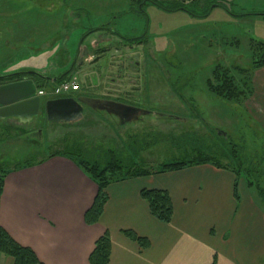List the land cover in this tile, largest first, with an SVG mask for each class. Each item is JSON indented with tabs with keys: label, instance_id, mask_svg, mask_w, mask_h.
I'll return each instance as SVG.
<instances>
[{
	"label": "rangeland",
	"instance_id": "1",
	"mask_svg": "<svg viewBox=\"0 0 264 264\" xmlns=\"http://www.w3.org/2000/svg\"><path fill=\"white\" fill-rule=\"evenodd\" d=\"M130 1L0 0V77L48 78L76 66L87 74L74 80L69 71L67 79L85 83L78 93L149 113L123 125L87 108L78 122L48 121L45 114L0 120V162H15L22 151L12 141L38 131L45 146L100 166L114 159L157 170L207 155L237 173L238 190L264 221V92L246 89L259 60L255 48L264 45V16L245 15L263 14L264 0L181 1L188 12H207L199 18ZM222 72L237 93L232 101L207 86H219L214 78ZM79 125L88 135L76 131ZM68 140L73 148L64 147Z\"/></svg>",
	"mask_w": 264,
	"mask_h": 264
},
{
	"label": "crops",
	"instance_id": "2",
	"mask_svg": "<svg viewBox=\"0 0 264 264\" xmlns=\"http://www.w3.org/2000/svg\"><path fill=\"white\" fill-rule=\"evenodd\" d=\"M262 69L251 71L247 90L264 92V77L254 80ZM70 70L74 80L87 77L80 67ZM59 75L41 77L47 83ZM71 96L87 98L83 93ZM85 113L71 121H80ZM44 114L42 110L38 117ZM84 130L80 125L76 129L88 135ZM142 190L169 195V224L151 216L140 197ZM96 194L97 186L73 158L56 155L5 176L0 195V228L15 243L30 249L42 264H89L95 242L104 233L110 239L108 264H264V221L244 200L231 169L195 164L179 171L110 183L105 188L107 201L98 222L87 225L84 215ZM124 232H132L148 245L142 248ZM0 264H13V260L0 254Z\"/></svg>",
	"mask_w": 264,
	"mask_h": 264
},
{
	"label": "trees",
	"instance_id": "3",
	"mask_svg": "<svg viewBox=\"0 0 264 264\" xmlns=\"http://www.w3.org/2000/svg\"><path fill=\"white\" fill-rule=\"evenodd\" d=\"M140 1V0H136ZM135 1V2H136ZM145 1L141 2V5L152 4L158 9L172 13L175 11H182L191 17L199 18L207 15V12H203L202 15L195 14L192 12H188L185 9L183 2L184 0H141ZM130 2H134L131 0ZM216 7V6H215ZM219 7V6H218ZM224 9V8H223ZM228 12L227 9H225ZM229 13V12H228ZM246 16H264L263 14H245ZM255 52L259 55V60L253 61L252 69H260L264 67V45L259 44L255 48ZM216 68L213 73L216 74ZM17 75L11 74L8 76L0 77V81L3 82H17L23 80L22 78H26L32 80L33 83L35 80H40L41 82L36 86L37 89L47 90L51 88L54 84H57L62 81L69 80L67 79L69 71L60 74L59 76L54 78V81L48 80L50 82H44L46 79L39 78L36 75L28 76L25 72L16 73ZM222 77L223 79H221ZM215 81L221 80L219 86H211L210 80L207 81V86L209 91L215 94L218 97L224 98L225 100L232 101L236 98L237 93L235 92V88L233 86L232 79L226 75L225 72L221 74H217L214 78ZM2 82V83H3ZM35 84V83H34ZM89 125V123L87 124ZM82 128L87 126L80 125ZM10 130V129H9ZM30 133L23 134L12 141L11 146H17L21 149V156H18L15 162L11 160V165H4L0 162V195L2 192V187L4 183L5 176L11 171H16L19 169H24L28 167H32L34 165L41 164L45 160L54 157L56 155H66L73 158L76 161L77 166L95 183L97 186V194L94 199V202L91 208L84 215V222L87 225L96 224L102 214L103 207L107 201V197L105 194V188L113 182L121 181L128 178L148 176L153 174H162L166 172L179 171L186 166L195 165V164H204L208 163L213 165L216 168L229 169L228 167H224L217 161H215L212 157L203 155L189 162H178L162 165L159 169L154 170L153 167H146L144 164L135 165L131 164L130 167H125L122 165L123 163L117 160H110L105 162L104 165L100 166L96 163H89L84 161L79 156L74 153H67L65 150L55 151L51 148V145L45 146V140L43 139L40 142L38 139L29 137ZM83 135V134H82ZM43 136V132H42ZM43 138V137H42ZM75 146L74 140H68L64 142L65 148H73ZM37 153H40L38 156ZM9 163V162H7ZM6 164V163H5ZM135 165V166H133ZM232 170V169H231ZM234 174L237 173L232 170ZM250 186V184H247ZM234 186V196H236ZM140 197L147 203L149 212L152 217H154L158 222L163 224H169L172 220V203L169 195L164 191L157 190H142L140 192ZM124 235L137 243L140 244L142 248H145L148 244L146 240L138 238L132 232H124ZM0 254L5 255L7 257L12 258L13 264H42L35 256V254L28 248L21 247L17 243H15L4 230L0 228ZM110 258V239L107 233H104L94 245V249L89 256L88 262L89 264H108Z\"/></svg>",
	"mask_w": 264,
	"mask_h": 264
},
{
	"label": "water",
	"instance_id": "4",
	"mask_svg": "<svg viewBox=\"0 0 264 264\" xmlns=\"http://www.w3.org/2000/svg\"><path fill=\"white\" fill-rule=\"evenodd\" d=\"M26 74L28 76L36 75L39 78H43L34 72H27ZM83 106L94 112L103 111L117 119L119 125L129 122L128 120H124L126 116L130 118L136 115L137 118V114L139 113L149 115V113L124 104L90 98H62L49 100L43 104L36 96V87L33 81L29 79H23L0 86V120H31L36 118L42 110H44L48 120L56 114H65L69 116L76 114L81 115L85 110ZM136 118L134 120H136ZM28 136L34 137L40 142L43 141L41 131Z\"/></svg>",
	"mask_w": 264,
	"mask_h": 264
},
{
	"label": "built area",
	"instance_id": "5",
	"mask_svg": "<svg viewBox=\"0 0 264 264\" xmlns=\"http://www.w3.org/2000/svg\"><path fill=\"white\" fill-rule=\"evenodd\" d=\"M80 91V86L77 82L70 80L62 81L54 84L51 88L44 90L39 89L36 91V96L38 98H48V99H59L65 98L70 95L76 94Z\"/></svg>",
	"mask_w": 264,
	"mask_h": 264
},
{
	"label": "flooded vegetation",
	"instance_id": "6",
	"mask_svg": "<svg viewBox=\"0 0 264 264\" xmlns=\"http://www.w3.org/2000/svg\"><path fill=\"white\" fill-rule=\"evenodd\" d=\"M22 79H26V78H22ZM3 81H0V86L1 85H5V84H8L9 82H3ZM69 97H71V98H74V99H78L79 97H75V96H69ZM86 98V97H85ZM87 98H89V97H87ZM83 109H86V107H84L83 106ZM88 109V108H87ZM90 110V109H89ZM85 111V110H84ZM84 111H83V113H84ZM39 114H41V111H40V113ZM39 114H38V116H39ZM37 116V117H38ZM78 116H79V114H76V115H65V114H56V115H53L50 119H49V121H63V120H75V119H77L78 118ZM124 118H126V119H124ZM123 119L124 120H128V121H130V120H132V119H135L136 118V115H134V116H132V117H130V118H127V116L126 117H124ZM47 119V118H46ZM19 120H23V119H19Z\"/></svg>",
	"mask_w": 264,
	"mask_h": 264
}]
</instances>
